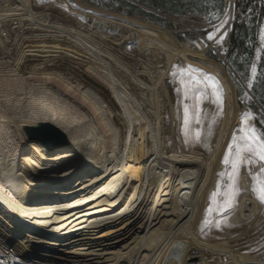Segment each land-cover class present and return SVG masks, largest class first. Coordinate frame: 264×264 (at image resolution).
Returning <instances> with one entry per match:
<instances>
[{"label":"bare ground","instance_id":"1","mask_svg":"<svg viewBox=\"0 0 264 264\" xmlns=\"http://www.w3.org/2000/svg\"><path fill=\"white\" fill-rule=\"evenodd\" d=\"M32 1L0 0V252L42 264H164L167 258L168 264H186L194 251L201 252V264H211L209 259L264 264L261 256L236 251L229 238L204 239L200 234L210 194L224 168V154L244 110L219 62L225 59L219 49L215 50L219 61L208 57L213 44L205 45L198 25L173 20L201 39L199 48L180 42L160 26L124 18L131 27L121 26H127L125 38L112 43L129 41L132 30L141 53L157 65L135 74L111 50L113 19L94 17L95 31L84 30L52 22L50 15L34 10ZM8 22L21 28L12 45ZM62 54L84 65L110 89L126 124L124 135L116 114L95 90L54 67L53 61ZM31 58L40 63L23 72ZM178 62L215 76L225 90L226 115L210 156L198 149L177 152L166 140L165 81ZM163 66L165 71L159 70ZM43 122L63 133L70 151L49 153L28 138L24 127ZM50 156L65 159L48 162ZM73 157L89 161L92 172L79 169ZM44 167H52L45 173L50 178L38 185L34 178L46 172ZM240 187L231 218L236 224L254 219L262 210L246 171ZM177 241L184 248L174 253ZM55 248L58 252L52 251Z\"/></svg>","mask_w":264,"mask_h":264},{"label":"rangeland","instance_id":"2","mask_svg":"<svg viewBox=\"0 0 264 264\" xmlns=\"http://www.w3.org/2000/svg\"><path fill=\"white\" fill-rule=\"evenodd\" d=\"M79 1H81L85 5L89 4L87 6L91 7L92 10L84 8L81 4H78L74 0H33L32 2L34 10L41 14L43 13L50 15L52 22L62 24L68 23L73 26L84 28V30L89 29L95 31V23L93 21L95 20L94 17L113 19L115 25H113L109 30V35L111 37L108 41L109 44L113 46V49L111 50L113 51V53L121 56L132 68L135 74L143 71L144 67H150L151 69L155 67L156 64L150 59L149 56L141 53V49L139 48L138 35H136L135 32L133 33L132 30L129 31L131 33L128 35L131 40L129 39V41H126L124 44L121 40L117 41L116 44L112 43V39L114 38H125L123 34V32L125 31L124 29L127 26H130V24L123 22L124 18L138 19L140 21L148 22L152 25L160 26L161 28L169 31L180 42L189 41L199 48L200 45L198 43L199 41H201V39L196 34L187 32L185 29H183L173 21L178 18H183L189 20L193 24L198 25L196 29L204 38L205 45L207 44L206 41L213 44L212 47L207 51V55L209 58L219 61L215 51L216 49H219L218 51L222 54L223 59H225L224 61L220 60L219 62L224 65L227 72L229 73L230 78L236 88L238 105L244 110V112L240 117V125L232 134L228 147L224 154V168L219 173L216 186L210 194L209 203L200 222L199 230L201 236L204 239L229 238L231 239L230 243L232 244V246L234 245L233 248L236 251L240 253H249L253 256H261L262 258H264V203L260 202L258 198L259 193L253 191L254 182L251 178V174H256L259 172V163L248 165L245 162L241 165L238 174V190L236 192L235 202L230 207H224L225 201L228 199V194L232 187V181L229 179V176L232 173V165L236 159L237 152L245 147V141L241 139V137L244 136V130L246 128H254L256 134L264 138V109L258 103L255 95H253L251 91V87H253V85L255 84L256 76L259 73L258 66L259 64L264 63V57L262 55L261 49L262 40L260 39L259 41L256 57L253 63L250 64V76L248 77L247 82H245V80L241 77V75L237 73L231 63L228 62L225 53V47L228 43V37L231 29V27L228 28V24L230 23V21L232 22V24L234 22V16H232L231 13L232 0H225L224 16L214 23L207 22L206 19L198 16L196 13H191L187 16H172L151 6H147L148 8H150L147 9L143 7V5H146L140 0H126L129 3L136 5L137 7H141L150 14H154L160 19L164 20L166 26L151 22L148 20V18H145L139 14H125L123 10L124 8L117 0H92L94 1L93 3H85L84 0ZM107 1L113 2L114 7L112 9L104 6L106 5ZM93 7L97 10H94ZM102 9L104 12L102 11ZM90 16H92V18H90ZM120 16H122V18ZM118 23L120 24L118 25ZM124 24L127 26L125 28H122L121 26L124 27ZM192 27L194 28V26ZM8 29L9 31H11V41L9 45H12L17 40V35L21 32V28L16 23L8 22ZM209 34H213L212 40H209L207 38ZM120 43H122L123 46L118 45ZM1 56L2 55L0 50V57ZM61 56V59L53 61L52 64L54 65V67L62 70L63 72L70 73L72 75V78L76 76L79 80L84 82V84L95 90V92L103 99L107 106L112 108V110L116 114L115 122L119 125L120 128H123L124 135L126 124L118 115L120 109L112 93L110 92V89L101 81L89 75L86 72L84 65L71 60L66 54H62ZM38 62L40 63L39 60L31 58V60L26 62V64L23 66L22 71L26 72V70L30 66H33ZM224 62H226L227 65ZM162 65H165V63H162ZM253 69H255V71H253ZM159 70L165 71V67L163 66L159 68ZM189 76L193 77L195 80H199L201 83L196 87L190 85L188 96L185 97V86L181 83V81L184 80L185 82H187ZM138 77L141 78L145 83L150 84V80L146 75L139 74ZM238 86L242 89L244 98L239 97ZM165 87L167 89L168 95L167 97H164V126L166 133L165 136L169 147L171 149H175L180 153H183L184 151H190L191 149H198L210 156L213 152V147L218 136V131L226 115V96L221 82L215 76L205 73L198 67L178 62L169 72L168 78L165 81ZM193 93H195V98H193ZM217 96L220 97L219 100L217 99ZM186 107L188 109L187 116L185 115ZM245 120H247V124L245 123ZM197 131L200 132L199 139H197L196 137ZM244 155L247 157L250 154L245 152ZM25 156H29V153H26ZM51 159L65 158L50 156L48 162L51 161ZM225 160H227V163H225ZM77 163L80 164H78V168L84 172H92V170L94 169V166L91 165V163L87 160L77 159ZM51 168L52 167H44V171L46 172H42L43 174L41 173L37 175V177L34 178L35 183L38 185L46 183L45 180L50 178V176L45 173H49V171L47 170H51ZM79 169L77 171H81ZM244 171H246L250 177L251 190L255 198L261 203L262 210L258 215L254 217V219H251L242 224H236L231 222V218L236 211L235 208H237L238 206V199L242 193L240 181L241 174ZM39 191L40 190H37V192ZM64 249L65 248H61L59 249V251H62ZM68 249L70 250L69 247ZM52 251L58 252V249ZM63 252L71 253L68 250H64ZM195 255L198 256V258L200 257L199 253H195ZM196 256L194 258H196ZM0 264L42 263L33 260L27 261L12 254L4 255L0 252ZM216 264H220L219 261Z\"/></svg>","mask_w":264,"mask_h":264},{"label":"trees","instance_id":"3","mask_svg":"<svg viewBox=\"0 0 264 264\" xmlns=\"http://www.w3.org/2000/svg\"><path fill=\"white\" fill-rule=\"evenodd\" d=\"M84 1L94 2L92 0ZM117 1L121 3L125 14H139L148 18L151 22L166 26L164 20L154 14H150L145 9L137 7L126 0ZM140 1L146 6L157 8L172 16H187L191 13H196L209 23H214L221 19L225 13V0ZM104 6L109 9L114 7L112 1H107ZM233 16L234 22L230 29L225 53L228 62L231 63L237 73L247 82L251 73L250 64L253 63L256 57L260 39L262 40L261 49L264 57V0H235ZM258 71L259 73L256 76L255 84L251 87V91L264 109V63L259 64ZM238 95L240 98H244L243 91L239 86Z\"/></svg>","mask_w":264,"mask_h":264},{"label":"snow or ice","instance_id":"4","mask_svg":"<svg viewBox=\"0 0 264 264\" xmlns=\"http://www.w3.org/2000/svg\"><path fill=\"white\" fill-rule=\"evenodd\" d=\"M209 40L213 39V34H209L207 37ZM255 71V69H253ZM182 84L185 86V97L188 96L190 85L193 87L199 86L200 81L195 80L193 77L189 76V79L187 82L184 80L181 81ZM193 98H195V93H193ZM217 99L219 100L220 97L217 96ZM188 109L185 108V115L187 116ZM199 122V121H197ZM187 123V121H186ZM245 123L247 124V120H245ZM196 137L199 139L200 132H196ZM245 141V147L237 152L236 159L232 165V173L229 176V179L232 181V187L230 189V192L228 194V199L225 201L224 207H230L235 202V196L237 192V181H238V174L239 169L242 164L245 162L248 165H252L255 163H259L260 170L256 174H251V178L254 182L253 185V191L259 193V200L261 203H264V138L256 134V131L254 128H246L244 130V136L241 137ZM247 152L250 155L245 156L244 153ZM225 163H227V160H225Z\"/></svg>","mask_w":264,"mask_h":264},{"label":"water","instance_id":"5","mask_svg":"<svg viewBox=\"0 0 264 264\" xmlns=\"http://www.w3.org/2000/svg\"><path fill=\"white\" fill-rule=\"evenodd\" d=\"M231 3H232L231 13L233 16L235 0H232ZM143 7L150 9L144 5ZM231 25H232V22L230 21V23L228 24V28H230ZM206 43H209V42L206 41ZM224 63L226 64V62ZM24 130L28 138L32 140L33 142L37 143L38 145L42 146L45 149L44 151L46 152L55 154L56 152H59L61 150L70 151L71 149V146H70L71 144L68 141H66L63 133L50 123L43 122L37 126L27 125L26 127H24ZM26 150L27 152H25L24 154L29 152V148H26ZM56 154H59V153H56ZM73 158L80 159V157H76V158L73 157ZM183 248H184L183 243L181 241H177L176 243H174L172 247V251L174 253H177L178 251L179 252L182 251ZM168 261H169V258L165 260L164 264H168Z\"/></svg>","mask_w":264,"mask_h":264},{"label":"built area","instance_id":"6","mask_svg":"<svg viewBox=\"0 0 264 264\" xmlns=\"http://www.w3.org/2000/svg\"><path fill=\"white\" fill-rule=\"evenodd\" d=\"M195 253H199L200 257L198 258V256L195 255ZM196 256V258H194ZM203 261V256L201 254V252L199 251H194L190 258L187 260L186 264H201L200 262ZM211 264H216L219 260L218 259H209L208 260ZM220 263V262H219ZM221 264V263H220Z\"/></svg>","mask_w":264,"mask_h":264}]
</instances>
